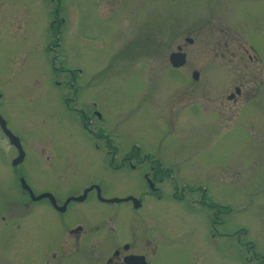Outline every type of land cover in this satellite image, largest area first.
I'll return each instance as SVG.
<instances>
[{
  "label": "rangeland",
  "instance_id": "1",
  "mask_svg": "<svg viewBox=\"0 0 264 264\" xmlns=\"http://www.w3.org/2000/svg\"><path fill=\"white\" fill-rule=\"evenodd\" d=\"M178 52L185 63L174 68ZM151 92L174 111L159 112ZM0 95V115L25 153L19 173L34 193L62 201L99 181L109 198L139 196L143 173L113 175L93 139L149 146L169 169V242L153 264L264 263V0H0ZM93 110L104 122L89 119ZM0 152V204L26 201L1 131ZM33 206L8 248L42 250L44 231L60 222L108 213L128 222L123 205L71 203L63 220L45 201Z\"/></svg>",
  "mask_w": 264,
  "mask_h": 264
},
{
  "label": "flooded vegetation",
  "instance_id": "2",
  "mask_svg": "<svg viewBox=\"0 0 264 264\" xmlns=\"http://www.w3.org/2000/svg\"><path fill=\"white\" fill-rule=\"evenodd\" d=\"M186 42H188V38H186ZM235 90L239 89L236 88ZM240 93L241 91L239 90V92L235 94L239 95ZM76 94L77 92H74L72 97L66 99L65 106L67 108L71 109L72 107L70 108V106L74 108V104L72 103L77 101ZM178 95H176L175 98H178ZM149 96L153 103L156 101L157 104L158 102L155 106L157 109H160H158L159 112H162V108H167L172 112L174 111L173 108H176L174 105H164L162 101L155 100L153 92L149 93ZM229 99L234 100V95L230 94ZM178 101L180 102L181 99L178 98ZM84 102L88 103V100ZM90 104L92 107H97L96 102ZM77 110L81 112L80 117H83L81 119L85 122H89L85 120L86 118L88 119L89 116L84 114L81 109ZM82 113L84 115H82ZM162 113L168 115L166 110ZM91 117L96 118L99 122H104L103 117L101 114L97 115L96 110L92 111L89 119H91ZM3 136L7 139L4 134ZM93 140L97 141L95 143L97 151L100 149L97 145L99 140L101 141V145L106 148L105 154L110 156V168L107 170L112 171L113 175L119 176L127 173V170L138 172L141 175L143 173L147 191H143V194L139 196L133 193H127L123 196H113L109 198L106 196L102 184L98 181L97 183L81 185L74 194L69 195L66 200L62 201L50 193L54 198L55 204H52L48 198L33 201L29 192L22 188L20 181L24 179L19 173V166L25 159L24 153L22 162L16 166H12V168L21 195L24 199L25 197L27 199L26 201H14L11 204H9V202L0 204V264H153L154 257L166 250V248H162V245L169 242V235L167 233L168 215L166 206L162 204V185L166 180L165 172L169 171V169L160 159V155L155 153L151 147H143L138 144L129 148L124 145V151L114 145L113 141H111L112 139L107 136H96ZM14 149L16 152L15 157H17L18 152L15 147ZM1 154L2 152H0V163H3L5 162L4 154ZM104 171H106V169H104ZM27 186L31 189L34 196L43 194V192L34 193L31 186L29 184H27ZM81 196H84V199L80 201H68L70 198H79ZM128 198H135L137 201L132 199L126 200ZM147 198H155L159 205L147 204ZM111 199H119L121 201L109 203L107 200ZM42 201H45L61 220H63V216L69 211L71 203L84 204L90 202L103 206L112 204L123 205L127 210L125 217L128 222L122 223V221H120L117 223L120 219V214L118 213L104 214L96 218L95 222L92 223L77 222L74 224V222H60V227H58V229L54 227V230L57 229L55 232L54 230L53 232L44 231V248L42 250L34 248L31 252L27 253V251L23 249L15 251L8 248L9 238L16 236L24 226L25 210L29 208L32 210L34 207L33 205ZM198 203L202 207L210 208L211 211L215 209L211 208L212 205L205 200ZM187 208H189V210L192 209L191 206ZM2 213L6 216H3ZM111 220H115L116 224L112 225L110 222ZM209 224L210 229L216 230L217 221L213 212L210 215ZM160 228L162 229L161 231L159 230ZM163 231H166L167 235H165ZM154 235H156V237ZM209 236V242L211 243L209 247L212 249L215 244L214 240L216 235L211 231ZM128 260L130 261L128 262ZM246 262H250L249 256H247Z\"/></svg>",
  "mask_w": 264,
  "mask_h": 264
},
{
  "label": "water",
  "instance_id": "3",
  "mask_svg": "<svg viewBox=\"0 0 264 264\" xmlns=\"http://www.w3.org/2000/svg\"><path fill=\"white\" fill-rule=\"evenodd\" d=\"M189 43H191V41L189 40L188 41ZM170 63L172 65V67L174 68H180L184 65L185 63V54H181V53H175V54H172L170 56ZM192 79L194 81H198L199 80V74L197 73V71L193 72L192 73ZM236 92H239V90H236ZM0 127L3 131V133L7 136V138L9 139V142L11 145H13L16 149H17V152H18V156L12 161V166H16L18 165L20 162H22L23 158H24V152H23V149L21 147V144H20V141L19 139L13 135L8 129H7V126H6V122L5 120H3V118L0 116ZM21 181V186L24 190H27L31 196V199L33 201H39L43 198H48L52 204H55L54 202V198L53 196L50 194V193H43L41 195H38V196H34L31 189L27 186V184L25 183V181L23 179L20 180ZM84 199V196H81L79 198H70L68 201H72V200H76V201H80ZM134 200V201H137L135 198H128L126 200ZM109 203H115V202H119L121 200L119 199H111V200H107ZM130 260H128L129 262Z\"/></svg>",
  "mask_w": 264,
  "mask_h": 264
},
{
  "label": "trees",
  "instance_id": "4",
  "mask_svg": "<svg viewBox=\"0 0 264 264\" xmlns=\"http://www.w3.org/2000/svg\"><path fill=\"white\" fill-rule=\"evenodd\" d=\"M85 128V127H84ZM264 264V263H263Z\"/></svg>",
  "mask_w": 264,
  "mask_h": 264
}]
</instances>
